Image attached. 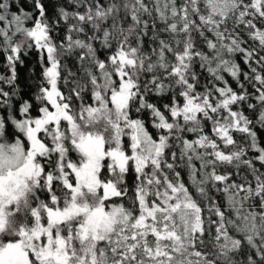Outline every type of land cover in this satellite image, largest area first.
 Segmentation results:
<instances>
[{"label": "snow or ice", "instance_id": "snow-or-ice-1", "mask_svg": "<svg viewBox=\"0 0 264 264\" xmlns=\"http://www.w3.org/2000/svg\"><path fill=\"white\" fill-rule=\"evenodd\" d=\"M0 264H264V0H0Z\"/></svg>", "mask_w": 264, "mask_h": 264}]
</instances>
